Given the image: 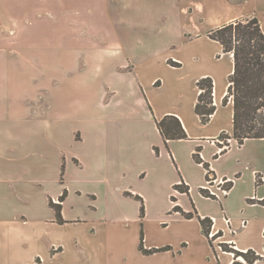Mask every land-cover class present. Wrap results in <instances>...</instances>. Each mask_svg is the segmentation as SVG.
<instances>
[{"label": "crops", "instance_id": "1", "mask_svg": "<svg viewBox=\"0 0 264 264\" xmlns=\"http://www.w3.org/2000/svg\"><path fill=\"white\" fill-rule=\"evenodd\" d=\"M116 1L103 13L111 40L72 42L47 72L6 78L20 90L0 92V264H246L222 244L264 264V139L234 138V58L208 37L251 17L264 31V0ZM210 176L228 194L204 196ZM175 207L210 219L214 238ZM142 230L145 249L171 250L143 254Z\"/></svg>", "mask_w": 264, "mask_h": 264}, {"label": "rangeland", "instance_id": "2", "mask_svg": "<svg viewBox=\"0 0 264 264\" xmlns=\"http://www.w3.org/2000/svg\"><path fill=\"white\" fill-rule=\"evenodd\" d=\"M139 1L147 7V0ZM116 2L122 8L125 0ZM107 8H114V0H0V92L20 90V80L7 81L8 74L47 72L50 51L76 41L111 40L113 34L104 31ZM5 99L0 97V113L8 107Z\"/></svg>", "mask_w": 264, "mask_h": 264}, {"label": "trees", "instance_id": "3", "mask_svg": "<svg viewBox=\"0 0 264 264\" xmlns=\"http://www.w3.org/2000/svg\"><path fill=\"white\" fill-rule=\"evenodd\" d=\"M208 37L221 44L224 52L231 53L234 58V72L230 76L228 94L224 99L225 105L230 98L233 99L234 138L239 145L244 144L247 139H264V31L259 19L253 17L231 22L212 30L209 32ZM170 64L180 67V64L175 62H170ZM197 85L202 90V93L199 96L196 112L201 116L202 122L206 123L214 114L215 109L214 107L204 109L202 102L212 103L214 85L210 78L200 80ZM158 126L161 133L169 137V133L164 129V122L159 123ZM173 136L181 139L185 138L186 134L181 130L180 133ZM226 138L225 135L222 136V139ZM195 159L209 169V166L201 160L199 155H195ZM228 186L231 188L232 183L229 182ZM179 188L184 192H188V187L186 186ZM202 194L206 197L214 198L206 190H202ZM66 196L67 192H64L60 198V203L65 200ZM60 203L56 204L51 201L50 205L55 209L58 221L63 223ZM174 211L180 212L186 219H198L203 227L204 234L209 237L212 228L210 219H201L198 214L185 213L179 207H175ZM141 213L143 217L144 207H142ZM221 246L224 251L234 253L236 258L243 257L246 260V264H254L260 259L253 251L244 254L230 248L227 244H222ZM169 250H171L170 247L145 249L144 232L142 230L140 251L143 254L152 255Z\"/></svg>", "mask_w": 264, "mask_h": 264}, {"label": "built area", "instance_id": "4", "mask_svg": "<svg viewBox=\"0 0 264 264\" xmlns=\"http://www.w3.org/2000/svg\"><path fill=\"white\" fill-rule=\"evenodd\" d=\"M229 181L223 180V179H216L214 177H211L206 182V191L209 193L210 196L216 197L218 194L226 195L228 194L230 187L228 186ZM184 186L183 183H180L179 186H177V189H180L179 187ZM214 234H210V238H214Z\"/></svg>", "mask_w": 264, "mask_h": 264}]
</instances>
